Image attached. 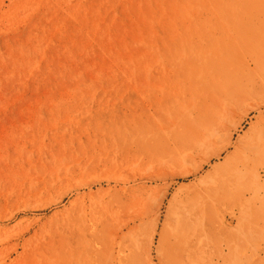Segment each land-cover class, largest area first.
<instances>
[{"label":"rangeland","instance_id":"1","mask_svg":"<svg viewBox=\"0 0 264 264\" xmlns=\"http://www.w3.org/2000/svg\"><path fill=\"white\" fill-rule=\"evenodd\" d=\"M0 264H264V0H0Z\"/></svg>","mask_w":264,"mask_h":264}]
</instances>
